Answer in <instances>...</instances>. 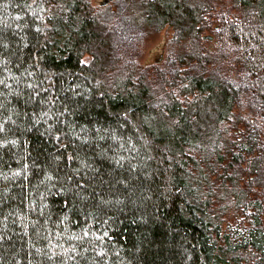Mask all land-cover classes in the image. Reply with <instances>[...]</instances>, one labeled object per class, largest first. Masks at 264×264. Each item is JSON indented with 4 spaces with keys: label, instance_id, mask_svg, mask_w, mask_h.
I'll use <instances>...</instances> for the list:
<instances>
[{
    "label": "trees",
    "instance_id": "obj_1",
    "mask_svg": "<svg viewBox=\"0 0 264 264\" xmlns=\"http://www.w3.org/2000/svg\"><path fill=\"white\" fill-rule=\"evenodd\" d=\"M231 5L0 0V264H264V0Z\"/></svg>",
    "mask_w": 264,
    "mask_h": 264
},
{
    "label": "rangeland",
    "instance_id": "obj_2",
    "mask_svg": "<svg viewBox=\"0 0 264 264\" xmlns=\"http://www.w3.org/2000/svg\"><path fill=\"white\" fill-rule=\"evenodd\" d=\"M108 0H91V3L95 6H99L101 3H104ZM212 7L209 11H207L206 17L210 18V21L213 24L216 23V15H219L220 11L227 9L228 7L231 8V13L235 12V8L231 5L232 0H206ZM119 20V19H118ZM117 20V21H118ZM121 23H116V28L120 29ZM120 30H118L119 32ZM136 32V31H135ZM120 33V32H119ZM174 28L170 25H166L157 31L153 36L145 38L142 43L141 54L139 56V60L142 64H152V63H162L164 62L167 53H170L172 49H180L177 47L180 45L177 41L173 40ZM204 37L207 39L208 46H213V43L216 42V37L213 34L211 28H206L203 31ZM121 36H125L123 33L120 34ZM221 68L218 70L221 72H225L226 75L232 76L235 80L245 79L249 82V78L245 74H241L238 78L237 72L231 71L228 69V66L225 63L220 64ZM217 67V66H216ZM230 72V74L228 73ZM232 73H235V77ZM245 101V98L243 97ZM243 103H247L243 102ZM242 105V104H241ZM243 107L240 106L236 108V110L242 109ZM249 107H244L243 111L246 115H250L251 110ZM257 117V116H256Z\"/></svg>",
    "mask_w": 264,
    "mask_h": 264
}]
</instances>
